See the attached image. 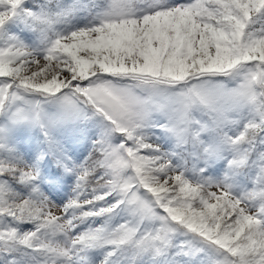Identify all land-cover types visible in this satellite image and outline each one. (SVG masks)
<instances>
[{
  "label": "snow or ice",
  "instance_id": "obj_1",
  "mask_svg": "<svg viewBox=\"0 0 264 264\" xmlns=\"http://www.w3.org/2000/svg\"><path fill=\"white\" fill-rule=\"evenodd\" d=\"M0 264H264V0H0Z\"/></svg>",
  "mask_w": 264,
  "mask_h": 264
}]
</instances>
